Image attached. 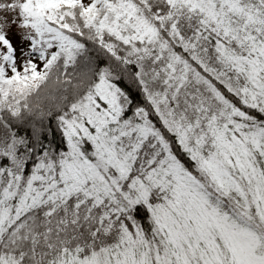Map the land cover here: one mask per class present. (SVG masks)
Segmentation results:
<instances>
[{
  "label": "snow or ice",
  "instance_id": "obj_1",
  "mask_svg": "<svg viewBox=\"0 0 264 264\" xmlns=\"http://www.w3.org/2000/svg\"><path fill=\"white\" fill-rule=\"evenodd\" d=\"M0 264H264V0H0Z\"/></svg>",
  "mask_w": 264,
  "mask_h": 264
},
{
  "label": "rangeland",
  "instance_id": "obj_2",
  "mask_svg": "<svg viewBox=\"0 0 264 264\" xmlns=\"http://www.w3.org/2000/svg\"><path fill=\"white\" fill-rule=\"evenodd\" d=\"M13 43H14V44H16V43H17V41H16L15 39H13Z\"/></svg>",
  "mask_w": 264,
  "mask_h": 264
}]
</instances>
